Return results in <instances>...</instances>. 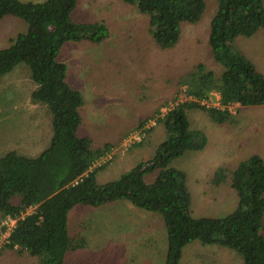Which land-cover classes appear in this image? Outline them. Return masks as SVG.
I'll list each match as a JSON object with an SVG mask.
<instances>
[{"label": "trees", "instance_id": "trees-1", "mask_svg": "<svg viewBox=\"0 0 264 264\" xmlns=\"http://www.w3.org/2000/svg\"><path fill=\"white\" fill-rule=\"evenodd\" d=\"M121 1L147 16L151 39L161 50L175 47L183 24H197L207 6L205 0ZM215 1L207 44L220 75L198 64L180 78L175 104L155 114V126L162 127L166 138L154 156L114 181L97 184V173L119 154L113 153L111 163L98 165L114 147L104 144L93 149L90 139L78 136L84 99L67 83L66 65L57 56L67 42L102 43L109 36L106 26L102 21L73 22L77 0H0V21L13 17L27 27L0 49V78L19 64L27 66L35 86L30 100L47 107L52 125L49 144L39 156L30 158L15 151L0 156V220L15 221L0 251L35 257L36 264H65L67 253L84 248L83 240L69 237V211L77 205L99 208L125 201L162 219L164 264H180L182 249L192 242L232 250L242 257V264H264L263 157L253 154L233 170H215L213 186L229 180L237 198L236 207L223 217H195L186 174L170 166L186 152H200L207 145L206 134L192 128L187 112H204L221 125L233 119L230 108L234 105L264 106V74L235 47L239 38L264 32V0ZM213 92L219 96L218 107L207 105ZM179 94L186 100L179 102ZM145 125L142 120L137 126L142 134H146Z\"/></svg>", "mask_w": 264, "mask_h": 264}, {"label": "rangeland", "instance_id": "rangeland-1", "mask_svg": "<svg viewBox=\"0 0 264 264\" xmlns=\"http://www.w3.org/2000/svg\"><path fill=\"white\" fill-rule=\"evenodd\" d=\"M18 1L42 3L46 0ZM205 1L207 6L201 20L194 25L183 24L178 44L161 50L151 39L147 16L136 7L121 0H77L71 13L72 21H102L109 34L100 44L67 42L57 56V61L64 63L67 73L73 77V80L68 77L70 84L84 99L78 136L90 139L93 149L110 144L114 149L109 156L119 154L112 163L109 158L103 160L110 161L111 166L97 173V184L114 181L154 156L158 145L166 138L162 127L155 126V114L159 108L161 115L175 104L173 99L180 78L198 64L220 75L221 68L213 61L207 44L216 1ZM26 28L17 18L5 17L0 21V49L7 47L9 40ZM235 47L264 74V32L248 39L239 38ZM83 51H91L90 56L86 57ZM34 87L24 64L0 78V156L15 151L35 158L49 144L51 115L46 106L31 102ZM217 98V93H211L207 105L218 107ZM185 100L179 94L178 101ZM167 103V107L161 108ZM230 110L233 119L221 125L212 122L204 112H187L192 128L206 134L207 145L203 151L186 152L170 166L186 174L195 217H223L237 205L229 180L218 187L211 183L217 168L233 170L253 154L264 159V106L234 105ZM142 120H146L143 127L146 134L141 143L123 144L130 134L139 132L137 126ZM152 215L156 214L125 201L99 208L75 206L68 213L69 237L83 240L84 248L67 253L65 264H164L160 256L164 244L150 239L149 233L138 232L142 233L140 245H134L133 251L127 249V245L132 244L129 239L133 235L130 231L127 233L130 228L140 226L143 230L145 226H158L157 217ZM2 222L0 220L1 226ZM12 225L13 222H9L7 227ZM1 226L0 247L8 236V231H2ZM261 234H264V217ZM11 252L0 253V264L37 262L35 257ZM180 264H242V257L225 247L192 242L182 249Z\"/></svg>", "mask_w": 264, "mask_h": 264}, {"label": "crops", "instance_id": "crops-1", "mask_svg": "<svg viewBox=\"0 0 264 264\" xmlns=\"http://www.w3.org/2000/svg\"><path fill=\"white\" fill-rule=\"evenodd\" d=\"M11 21H13V20H11ZM72 43H75V42H72ZM82 43V42H81ZM78 44V43H77ZM73 45H76V44H73ZM71 50H72V48L71 49H69V51L68 52H71ZM81 53H83V54H85V56L87 57V56H90L88 53H91V51H83V52H81ZM64 64V63H63ZM66 73H67V68H66ZM68 77L70 78V79H72L73 80V77L71 76V73H67V79H68ZM66 79V80H67ZM68 82H69V79H68ZM69 85H71L70 84V82H69ZM72 86V85H71ZM73 87V86H72ZM35 88V87H34ZM34 90V89H33ZM80 92V91H79ZM81 93V92H80ZM217 100H218V98H217ZM82 108H83V106H82ZM7 153V152H6ZM39 156V155H38ZM106 158V157H105ZM105 158H103V159H101V161L100 162H98V165H100V164H102L103 163V160L105 159ZM94 166H96V164L94 165ZM111 166V165H110ZM28 212H30V211H28ZM152 217H155V219H156V217H157V222H158V226H149V227H144V229L142 230V227H140V226H133L132 228H130L128 231H127V233L130 231L131 232V234L133 235L132 237H131V239H129L130 241L132 240V244L130 243V246H128L127 245V249H131L132 251H133V247H134V245L135 246H139L140 245V239L142 238L141 237V234L142 233H149L148 234V237L150 238V239H152L153 241H155L157 244H160V245H162V244H164V247L162 246V248H161V250H160V256H161V258H162V261L163 260H165V255H166V233H165V229H164V224H163V222H162V219L159 217V216H157V215H152ZM68 222H69V216H68ZM146 228V229H145ZM142 232V233H138V232ZM137 233V234H136ZM126 240V238L124 239V241ZM129 241V242H130ZM124 244H125V242H124ZM76 252V251H75ZM75 252H72V253H75Z\"/></svg>", "mask_w": 264, "mask_h": 264}, {"label": "built area", "instance_id": "built-area-1", "mask_svg": "<svg viewBox=\"0 0 264 264\" xmlns=\"http://www.w3.org/2000/svg\"><path fill=\"white\" fill-rule=\"evenodd\" d=\"M143 136H144V134H142V132H135V133H133V134H130V135L124 140L123 144L125 143V145H129V144H131L132 142H140V141L142 140ZM122 146H123V145H122ZM109 155H110V154H109ZM109 155L106 156V159H107V158L110 159V158L112 157V155H111V156H109ZM106 159H105V160H106ZM106 161H107V160H106ZM103 163H104V162H103ZM1 222H2V221H1ZM9 222H13V225H12V227H13L15 221H14V220H11V219H9V218L3 220V222H2V226H1V224H0L1 228H2V227L7 228L6 231H8V233H9L10 229L12 228V227H10V228L7 227V224H8ZM6 231H5V232H6Z\"/></svg>", "mask_w": 264, "mask_h": 264}]
</instances>
